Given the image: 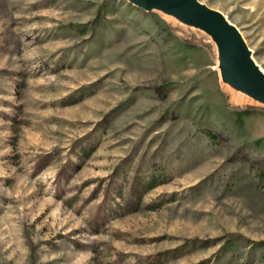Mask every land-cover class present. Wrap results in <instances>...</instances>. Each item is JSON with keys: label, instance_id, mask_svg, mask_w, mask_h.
Masks as SVG:
<instances>
[{"label": "rangeland", "instance_id": "obj_1", "mask_svg": "<svg viewBox=\"0 0 264 264\" xmlns=\"http://www.w3.org/2000/svg\"><path fill=\"white\" fill-rule=\"evenodd\" d=\"M196 1L264 72V0ZM0 264H264V105L204 31L0 0Z\"/></svg>", "mask_w": 264, "mask_h": 264}, {"label": "water", "instance_id": "obj_2", "mask_svg": "<svg viewBox=\"0 0 264 264\" xmlns=\"http://www.w3.org/2000/svg\"><path fill=\"white\" fill-rule=\"evenodd\" d=\"M129 1L142 9L159 11L183 24L204 31L216 46L223 82L264 105V77L251 67L243 40L232 26L222 25L216 14L196 0Z\"/></svg>", "mask_w": 264, "mask_h": 264}, {"label": "bare ground", "instance_id": "obj_3", "mask_svg": "<svg viewBox=\"0 0 264 264\" xmlns=\"http://www.w3.org/2000/svg\"><path fill=\"white\" fill-rule=\"evenodd\" d=\"M234 29H235V31H237L236 28H234ZM237 32H238V31H237ZM108 62H109V61H108ZM109 63H110V62H109ZM105 67L107 68V66H105ZM251 67H252L253 70H255L259 75H261L262 77H264V72L260 71L259 69L255 68V67L252 66V65H251ZM122 69H123V68H122ZM122 69H121V71H123ZM88 76H89V75H88ZM88 76H87V77H88ZM198 143H199V142H198ZM203 152H204V151H203ZM203 160H204V159H203ZM216 168H217V167H216ZM217 169H219V168H217ZM213 172H214V171H213ZM220 172H221V171H220Z\"/></svg>", "mask_w": 264, "mask_h": 264}]
</instances>
